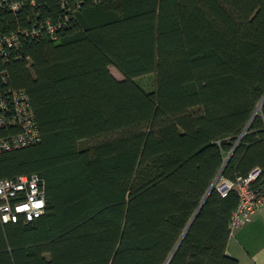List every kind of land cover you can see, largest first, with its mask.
<instances>
[{
	"label": "trees",
	"instance_id": "trees-1",
	"mask_svg": "<svg viewBox=\"0 0 264 264\" xmlns=\"http://www.w3.org/2000/svg\"><path fill=\"white\" fill-rule=\"evenodd\" d=\"M34 1L1 27L61 29L21 45L0 91L27 94L41 139L0 152V179L41 177L45 210L0 220V264H165L209 190L169 264H238V198L211 186L264 183V0Z\"/></svg>",
	"mask_w": 264,
	"mask_h": 264
},
{
	"label": "built area",
	"instance_id": "built-area-1",
	"mask_svg": "<svg viewBox=\"0 0 264 264\" xmlns=\"http://www.w3.org/2000/svg\"><path fill=\"white\" fill-rule=\"evenodd\" d=\"M34 0H0V20L4 13L15 14L24 6H35ZM63 8L64 6L61 5ZM36 15H39L37 11ZM28 26L6 30L0 25V82L5 83L7 63L21 59L19 48L25 41L38 36L55 39L62 20L53 22L49 17L28 18ZM28 59V57H26ZM0 128H11V133L0 137V152L29 147L40 142L38 123L32 111L30 99L22 90L0 91ZM258 169L249 172L246 178L235 181L219 178L215 187L225 196L229 190L236 193L238 203L228 223L230 234L240 229L256 210H264V183L256 184ZM45 210V183L38 175H20L16 179H0V220L3 223L18 222L23 218L32 221Z\"/></svg>",
	"mask_w": 264,
	"mask_h": 264
},
{
	"label": "crops",
	"instance_id": "crops-1",
	"mask_svg": "<svg viewBox=\"0 0 264 264\" xmlns=\"http://www.w3.org/2000/svg\"><path fill=\"white\" fill-rule=\"evenodd\" d=\"M226 253L238 264H264V210H256L240 229L230 234Z\"/></svg>",
	"mask_w": 264,
	"mask_h": 264
},
{
	"label": "water",
	"instance_id": "water-1",
	"mask_svg": "<svg viewBox=\"0 0 264 264\" xmlns=\"http://www.w3.org/2000/svg\"><path fill=\"white\" fill-rule=\"evenodd\" d=\"M262 103H264V97H262L260 103L258 104L257 108L255 109V111L253 112V116L254 117L257 114L258 109L261 107ZM249 122L247 123V126L243 129V131L241 132V134L239 135V138L247 131V128L249 127ZM228 159V158H227ZM227 159L224 161V163H226ZM220 178V175L218 174L216 180L213 182V185L211 186L212 188L215 185V182ZM211 188V189H212ZM210 192V190L207 192V194L202 198V202L199 205V207L196 209L195 214L191 217V220L189 221V223L187 224L188 226L186 227V229L183 231L182 235L180 236V240L178 241V243L176 244V246L174 247L172 253L170 254L169 258L167 259L165 264H169V260L172 257V255L174 254V252L176 251V248L179 246L180 241L183 239V236L185 235V233L187 232V230L190 228L192 221L194 220V218L196 217V215L198 214V211L200 210V208L202 207L203 203L205 202V198L208 195V193Z\"/></svg>",
	"mask_w": 264,
	"mask_h": 264
},
{
	"label": "rangeland",
	"instance_id": "rangeland-1",
	"mask_svg": "<svg viewBox=\"0 0 264 264\" xmlns=\"http://www.w3.org/2000/svg\"><path fill=\"white\" fill-rule=\"evenodd\" d=\"M109 71L117 80H122V76L112 66L109 68ZM135 82H137L141 86V88L146 92L152 91L155 87L154 75L136 78ZM90 143H81V145L86 147Z\"/></svg>",
	"mask_w": 264,
	"mask_h": 264
}]
</instances>
